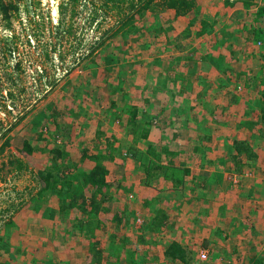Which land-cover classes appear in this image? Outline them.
<instances>
[{"label": "rangeland", "instance_id": "1", "mask_svg": "<svg viewBox=\"0 0 264 264\" xmlns=\"http://www.w3.org/2000/svg\"><path fill=\"white\" fill-rule=\"evenodd\" d=\"M199 1L187 14L169 7L125 38L108 37L96 48L98 65L82 56L119 18L99 1L21 0L11 26L0 13V146L12 136L0 152V167L10 168L0 171V264H264V84L253 81L264 45L250 30L263 0ZM206 14L216 18L214 30L198 33L192 22ZM224 57L232 59L228 74ZM225 78L237 83L223 86ZM134 104L138 111L129 112ZM25 138L39 148L64 143L74 161L85 149L108 155L107 186L95 195L86 187L84 202L67 199V209L58 198L33 205L43 179L61 177L47 171L49 151H21ZM137 143L133 155L128 147ZM198 149L210 155H194ZM96 163L84 157L74 172L86 175ZM178 166L190 173L177 188ZM237 167L251 175L235 182ZM203 179L208 207L207 196L192 193L191 182ZM173 240L196 262L168 257Z\"/></svg>", "mask_w": 264, "mask_h": 264}, {"label": "trees", "instance_id": "2", "mask_svg": "<svg viewBox=\"0 0 264 264\" xmlns=\"http://www.w3.org/2000/svg\"><path fill=\"white\" fill-rule=\"evenodd\" d=\"M20 1L21 0H0V13H3V17L6 18V24L8 26H11V15L13 14L14 10H18L19 8L18 3ZM76 1L77 0H72L73 3ZM97 1L100 2L98 8L102 7L103 13H110V11L115 10V12L113 11V13H116L117 17L119 18H117L118 22H115V24L109 26V28H107L103 32L104 34L102 35V39H99L96 41V43L91 44L92 48L89 54H85L84 56H82V59L84 60L82 62H86L88 58L91 57L89 58L90 59L89 61L91 62V60L93 59L92 63L96 65H98L97 53H95L97 47L106 44L108 37L111 38L113 36L120 35L121 37L124 36L125 38L128 35L132 34L137 28L136 26L139 22H146L147 19H149L148 18L149 14L157 13L169 7H172L175 8L176 15H184L187 14L193 8L201 7V2L199 0H97ZM236 1L237 0H225L227 5H234ZM239 1L242 2L245 6H249V7H251L253 4L259 3L258 0H239ZM85 4L87 5V2H85ZM68 5H69L68 2H62L61 13H63L64 15H62L63 18L59 24L63 25L66 20L64 19V16L65 14H67V9L69 8ZM258 6L259 8L257 9L256 11L257 13H255V17H254V24L253 26H251L250 30L253 33L252 36L256 38L258 41H262L264 45V0L263 3L258 4ZM99 12L100 11H98V9L95 8L92 17L90 18L91 22H93L96 19ZM195 22L200 23V28L198 30V33H204V32L211 33L214 30L212 28L214 26V23L216 22V18L212 17L209 14H206L200 19H194L192 23ZM71 27H72V21L66 26V28H64L65 29L64 31L71 33L72 32ZM249 37L250 36H248V38L245 39L250 40ZM232 56L233 57L231 58L233 60L236 59L234 55ZM225 58L226 57L220 59L222 62L227 63V64L224 63L222 68L225 73H228V71H230V65H231L230 61H232V59H229L228 61L225 60ZM90 62L84 63L81 66L86 67L89 64H91ZM17 65L19 66L20 64L18 63ZM257 66L259 70L253 76V81L257 83V79H260L259 81L263 82L264 84V69L259 65ZM221 83L223 86H227L232 82L230 79L225 78L223 81H221ZM9 94L12 97L16 96L13 90H10ZM259 107H261V112L264 117V97L260 99ZM129 109H130L129 112H136L138 111V106L134 104L132 107L129 106ZM186 120L188 121V118ZM128 122H130V118ZM56 124H57L56 126L58 127L61 126V122H57ZM2 134L4 133L2 132ZM39 135L41 136L39 140H41L44 136V133L40 132ZM138 135L141 136V134L138 131H136V133L133 135L134 140L137 138ZM6 136H7L6 140L3 141V143L0 146V152L4 151L6 146L12 141V136L10 135H6ZM65 145L66 144L64 143L63 144L57 143L54 145H50L49 147L44 145L41 148H39L40 147L39 144L36 146L33 145L29 139L27 138L24 139V146L23 148H21V151L24 153H32L35 149H40L42 152L49 151L51 160L49 161L48 166H51L52 168L47 169V171L49 172V174H51V171L55 169L56 170L55 172H59V175L61 177V181H58L59 183L57 182L56 176H54V178L52 179L44 178L40 188L34 194L30 195L31 197L30 201L32 202L33 205L34 203L37 202L47 203L50 199L53 198H58L57 200H59V204L61 203L64 204V201L67 199L70 204H74V203L78 204L82 200L81 198V200L79 201V196L85 199V196H82L83 194L82 192H84V189L86 187L89 188L92 191V193L95 195L96 188L105 189V187L107 186L105 175L108 170H107V166L102 164V160L108 155L105 156V154H101L100 152L92 153L89 150L85 149L83 150L82 155L79 154L80 157L75 156L76 159L74 161L71 158L67 159V157L65 156L66 155ZM133 145L134 144H131V146L128 147V149L131 151L133 155H136L141 147L139 146L138 143L135 145L136 147H133ZM148 150L151 152V154H153V156L155 154L158 158L160 157L159 152L155 150L153 146H148ZM87 156L95 158V160H97V163L91 168V170L86 175L77 176L74 170L76 171L75 168L78 166V161L82 160L84 157ZM77 157H79L78 160ZM59 158L62 159L60 162L58 161ZM11 163L14 166L16 164L17 166H20V164L22 163V159L19 155H15L13 158H11ZM7 165L8 163L5 162L4 165L0 167V171H2L3 169H10ZM66 170L68 171L66 172ZM177 170H179V174L176 177L177 182L175 183V185L178 188L184 186V175L189 174L190 169L189 167L182 169L180 166H178ZM237 170L239 171V167H237ZM191 187L195 188L194 185H191ZM203 196H206V193L204 191H199L197 193V198H202ZM82 202H84V200H82ZM92 202H93L92 203L93 207L95 209L101 207L102 205L101 199L97 200L94 196ZM64 205L65 208L67 209L68 205L66 204ZM53 208L57 209L55 206ZM60 209L58 211H60ZM89 214L94 215L93 213H89ZM95 252L100 254L99 260H101L102 257L101 250L98 251L95 250ZM165 253L168 257L174 260H182L185 263H189L193 261L192 258L190 257L189 250H186V248L176 240H173L172 242L169 243L167 249L165 250ZM195 262L196 260L193 261V263Z\"/></svg>", "mask_w": 264, "mask_h": 264}, {"label": "crops", "instance_id": "3", "mask_svg": "<svg viewBox=\"0 0 264 264\" xmlns=\"http://www.w3.org/2000/svg\"><path fill=\"white\" fill-rule=\"evenodd\" d=\"M225 73V72H224ZM225 74H228V73H225ZM232 83H237V81L236 80H233V82ZM238 86V85H237ZM196 144L197 145H199L198 147H204V145H202L200 142H196ZM211 144V143H210ZM201 151H203V149H198L197 150V152H199V153H195L194 155H197V154H206V156H208V155H210V153L207 151V153H204V152H201ZM205 156V157H206ZM202 159V156L200 155V160ZM200 170H203L204 171V173H205V175H206V177H208V171L210 170V168H209V165L208 164H204V166L201 168L200 167ZM192 171H194V167H192ZM196 172H198V171H196ZM195 187H196V190L195 189H192L193 191H192V193L193 194H197L199 191H204L205 193H206V196H207V203H206V205H207V207H208V205H209V201H208V198H209V193L208 192H206L205 191V189H207V187H208V183H206L205 184V186H204V179L203 180H199L197 183H195V182H191ZM198 188H202L201 190H198L197 191V189ZM187 190H185V189H182L181 190V192L180 193H178V196L179 195H182L183 194V192H186ZM190 194H192L191 192H189ZM174 195V194H173ZM101 259H102V257H101Z\"/></svg>", "mask_w": 264, "mask_h": 264}, {"label": "clouds", "instance_id": "4", "mask_svg": "<svg viewBox=\"0 0 264 264\" xmlns=\"http://www.w3.org/2000/svg\"><path fill=\"white\" fill-rule=\"evenodd\" d=\"M245 172H249V171H245ZM245 172L241 173L238 170H236V172L233 173V180L235 181V178H239L238 181H235V182H239L243 176H250L251 175V174L250 175H245Z\"/></svg>", "mask_w": 264, "mask_h": 264}, {"label": "built area", "instance_id": "5", "mask_svg": "<svg viewBox=\"0 0 264 264\" xmlns=\"http://www.w3.org/2000/svg\"><path fill=\"white\" fill-rule=\"evenodd\" d=\"M251 173L250 172H245V175H250ZM239 180V178H235V181H238ZM202 253V257H206L207 256V254H206V252H201Z\"/></svg>", "mask_w": 264, "mask_h": 264}, {"label": "water", "instance_id": "6", "mask_svg": "<svg viewBox=\"0 0 264 264\" xmlns=\"http://www.w3.org/2000/svg\"><path fill=\"white\" fill-rule=\"evenodd\" d=\"M54 10V9H53Z\"/></svg>", "mask_w": 264, "mask_h": 264}]
</instances>
